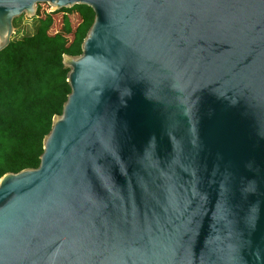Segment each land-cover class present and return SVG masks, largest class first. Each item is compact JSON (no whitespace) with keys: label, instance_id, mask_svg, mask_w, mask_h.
Wrapping results in <instances>:
<instances>
[{"label":"water","instance_id":"water-1","mask_svg":"<svg viewBox=\"0 0 264 264\" xmlns=\"http://www.w3.org/2000/svg\"><path fill=\"white\" fill-rule=\"evenodd\" d=\"M90 7L35 168L0 177V264H264V0Z\"/></svg>","mask_w":264,"mask_h":264},{"label":"trees","instance_id":"trees-1","mask_svg":"<svg viewBox=\"0 0 264 264\" xmlns=\"http://www.w3.org/2000/svg\"><path fill=\"white\" fill-rule=\"evenodd\" d=\"M51 12L43 15L37 5L30 20L16 17L9 46L0 52V177L38 166L43 139L70 93L63 55L81 53L94 19L88 6L63 8L60 12H76L79 20L73 28L65 23V33H50Z\"/></svg>","mask_w":264,"mask_h":264},{"label":"rangeland","instance_id":"rangeland-1","mask_svg":"<svg viewBox=\"0 0 264 264\" xmlns=\"http://www.w3.org/2000/svg\"><path fill=\"white\" fill-rule=\"evenodd\" d=\"M37 5H40L41 7V12L43 15H45V13L50 12L51 11V6L47 3H44V4H36ZM64 14V15H63ZM51 16L53 18V23L50 27V30L49 32L50 33H55L56 31H59L61 33H65V30H64V26L66 25L65 23H68L69 26H71V28L74 27V25L77 23V21L79 20V15L76 13V12H73V13H70V12H67V13H63V12H59V13H56L54 11L51 12ZM67 18V22H63V18ZM65 24V25H64ZM68 36H71V34H68Z\"/></svg>","mask_w":264,"mask_h":264}]
</instances>
